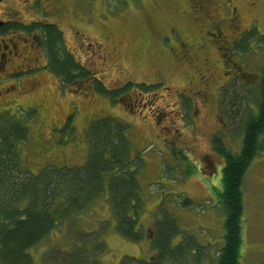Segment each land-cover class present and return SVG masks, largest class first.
Instances as JSON below:
<instances>
[{
    "label": "rangeland",
    "instance_id": "374dc122",
    "mask_svg": "<svg viewBox=\"0 0 264 264\" xmlns=\"http://www.w3.org/2000/svg\"><path fill=\"white\" fill-rule=\"evenodd\" d=\"M212 1L210 15L220 20V40L208 35L215 31L210 19L194 11L189 0H0V20L6 19L8 11L15 19L47 22L64 31L82 72L99 76L111 92L122 93L130 83L161 85L143 94L134 91L138 100L155 95L160 104L148 106L145 99L134 112L123 100L113 101L94 91L88 81L62 86V90L57 78L42 70L20 83H6L14 86V91L9 90L12 97L20 93L17 100L23 104L34 100L42 104V94L54 91L53 102L36 112L31 111L34 102L9 108L31 128L28 141L17 145L24 167L33 174L40 173L48 159L57 167L62 161L67 166L84 165L89 155L86 126L104 115L129 126L133 155L142 159L139 221L143 235L139 242L117 231L107 194H103L89 208L60 223L33 250L36 263L64 264L67 254L76 253L94 264H214L217 260L224 245L226 216L216 189L222 187L225 159L214 149V139L221 136L233 153H239L244 122L259 112L264 0ZM232 8L237 12L234 22ZM181 42L190 51L188 60L181 58ZM13 68L9 66L10 71ZM202 73L209 75L202 76L206 82ZM180 91L195 97L185 98L184 104H190L185 111L178 99ZM127 94L121 98L126 102ZM232 96L241 99L237 115L230 107ZM74 107V117L52 127L62 124ZM25 112H31L30 116ZM261 144L243 185L241 264H264V134ZM161 215L175 222L178 234L173 244L187 248L179 259L162 260L154 248L153 231Z\"/></svg>",
    "mask_w": 264,
    "mask_h": 264
},
{
    "label": "trees",
    "instance_id": "16d2710c",
    "mask_svg": "<svg viewBox=\"0 0 264 264\" xmlns=\"http://www.w3.org/2000/svg\"><path fill=\"white\" fill-rule=\"evenodd\" d=\"M34 27L41 31L51 68L64 78L63 82L68 86L88 81L94 91L113 101L123 100L129 110L134 112L139 106H135V110L129 106V95L134 91L139 94L150 92L151 89L155 91L161 86L148 87L146 84L130 83L122 91L127 94L134 88L127 94L126 102L121 99L124 97L121 92H111L91 73L75 76L78 65L68 54L63 59L59 56L58 45L63 37L55 25L37 23ZM262 39L264 41V37ZM78 70L81 69L78 67ZM260 89L259 112L244 122L240 152L233 153L221 136L214 139V149L225 159L222 187L220 190L216 189V192L218 204H221L226 216L224 245L214 264H241L243 185L252 162L262 148L261 137L264 134V68ZM185 98L192 101L193 96L182 98L180 103L183 104L184 111L190 105L189 102L184 104ZM147 99L156 101L153 96ZM240 101V98L232 96L230 107L236 109V115L241 110L236 108L240 107ZM193 106L196 107V104ZM30 114L26 113L27 117ZM18 116L16 113L0 114V264H38L33 250L60 223L89 208L103 194H107L117 231L125 239L139 242L143 235L139 221L142 202L139 166L142 159L134 157L137 153L133 155L134 150L128 136L129 126L112 115L95 118L85 129L89 140V155L84 165L67 166L62 161L61 166L57 167L52 164L54 160L48 159L41 172L33 174L23 166L21 147L18 148L17 145L28 141L31 128ZM185 200L188 204L189 200ZM153 232V247L160 259H179L187 251L182 245L173 244L178 231L174 220L168 215L159 216ZM81 257L82 254L79 253L67 254L64 264H94L89 258L83 260Z\"/></svg>",
    "mask_w": 264,
    "mask_h": 264
},
{
    "label": "flooded vegetation",
    "instance_id": "af4514ba",
    "mask_svg": "<svg viewBox=\"0 0 264 264\" xmlns=\"http://www.w3.org/2000/svg\"><path fill=\"white\" fill-rule=\"evenodd\" d=\"M189 1L190 3H192L191 6L194 11L201 13V14H205L210 19L209 23L210 25L214 27L215 31L213 30L208 31V35L214 39L218 38L220 40V38L223 36L222 30L219 29V25H218L220 20H217L215 17H212V15H210V9H212L213 1L212 0H189ZM216 9L217 8L215 7V11ZM4 16L6 17V19L0 20V100H5L6 98H9V97L10 99L6 102V104L4 101L0 103V114L2 115L3 114L5 115L7 113L11 114L12 112H9V108L10 106L14 107L15 103L18 104L16 107H21V106L26 107L34 102L31 106V111H35V110L37 111L38 107L40 106L44 107V105H47V104L50 105L53 102L54 91L49 92V93L45 92L42 94V97L39 100L42 104H40L38 101H35V100L29 101L27 104H23L18 101L20 97V93H17L14 97H12L11 93H9V90L14 91V86L6 85V83L12 82L9 80H15L16 83H20L24 78L28 79L27 76H31L35 72L42 70L41 72L43 73H50L51 75H54L57 78L58 83L61 86V89H62V86L64 87L68 86L66 85L65 82H63L64 78L58 75L51 68L50 63H49V58L46 52V46L42 39L41 31L39 28L34 27V25L37 23H47V22H38V21L31 20L29 23H27L21 19H15L13 17L8 16V11L4 12ZM230 16H231L230 20L232 22H234L235 19H237L236 18L237 12L235 8H232L230 10ZM60 34L63 37L62 42L58 45V53H59L60 58L63 59L65 57V54H68L71 57L72 61H74L75 64H77L78 67L81 69V66H80L81 64L78 62V58H75L76 51L74 50L71 51V49L68 47L67 39L65 38V32L64 31L60 32ZM239 36H237V39L239 38ZM186 46L187 44L185 42H181V47H182V57L181 58L188 60L191 54H190L189 49ZM32 61H38L41 64L38 63V64L29 65L26 63V62H32ZM19 62L21 63L19 64ZM9 66H14L12 71L9 70ZM78 67L76 69L77 73H74L75 76H78L81 73H83L82 70H78ZM202 76L209 78V75H206L205 73H202L201 77ZM96 78L102 80L99 76H97ZM206 78H204L205 82L207 81ZM167 88L168 90L172 89L171 87H167ZM201 93L202 92L200 90L197 92V94L199 95ZM31 95L32 93H30V95H27V97ZM152 96L154 97L155 95H152ZM184 96L190 97L186 93L181 92L178 97L180 102ZM191 96L194 97V95H191ZM147 98L149 97H145V99L147 100L148 106L160 105L159 99H158L159 97H156V96L154 97L156 99L155 102L154 100L152 99L148 100ZM128 99L131 101V104L129 103V106L132 109L135 106L137 105L139 106V104H142L143 101L145 100L144 99V100L139 101L136 98L135 93H132V95H129ZM9 103L11 104L7 105ZM165 110H167V108ZM75 112H76V109L74 107V109L70 113L67 114L66 120L62 124L56 123V124H53L52 127H60L64 125V123L67 121L69 117H74ZM25 113H29V112H25ZM173 122H174V117H173ZM52 127L50 128L51 131H53ZM57 139L58 138L54 140L50 139V141L53 143ZM43 140L44 139H39V142L42 143Z\"/></svg>",
    "mask_w": 264,
    "mask_h": 264
}]
</instances>
